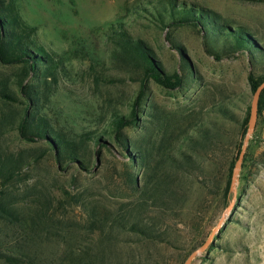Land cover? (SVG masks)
<instances>
[{
    "label": "trees",
    "instance_id": "trees-1",
    "mask_svg": "<svg viewBox=\"0 0 264 264\" xmlns=\"http://www.w3.org/2000/svg\"><path fill=\"white\" fill-rule=\"evenodd\" d=\"M240 1L264 4L260 0ZM143 11L145 14H137L165 32L170 49L179 57L178 68L172 72L166 69L155 49L145 40L133 37L122 20L110 23L105 33L106 41L113 46L108 55L110 63L136 75L138 92L128 103L127 113L112 107L108 100V117L100 121L98 128L71 132L57 126L47 110L59 81L58 63L34 43L36 28L21 17L16 0H0V65L19 68L13 80L0 77V101L12 107L0 114V138L15 131L26 142H40L36 157L50 155L62 170L69 167L79 173L89 172L93 164L97 165L103 149L111 152L113 148L123 167L115 176L124 179L130 192L128 199L115 207H89L86 237L96 241L97 251L92 254L86 248L68 258L67 264H156L149 256L136 260L133 252L128 258L123 257L121 246L134 242L138 247L164 244L180 249L176 239L172 241V234L180 224L173 223L171 215L187 221L191 231L188 251L180 260L183 264L207 239V226L213 215L228 204L231 173L246 131L250 104L242 117L236 114L237 104L230 100L206 106L203 112L214 117L202 118L200 113L185 117L183 112L170 113L154 102L148 86L154 83L170 92L181 91L188 82L198 80L186 48L173 36L174 30L188 27L200 36L205 53L216 61L246 59L250 67L246 79L253 95L264 81V35L225 22L214 10L185 0H155L150 9ZM93 79L99 81L94 75ZM129 130L135 131L133 135L128 134ZM263 133L264 90L259 98L256 128L240 172L243 185ZM26 163L22 154L14 157L0 151V224L22 222L8 189ZM62 195L63 199L79 201L66 190ZM50 200L44 198L39 207H30L33 214L30 223L22 226L34 232L38 223L50 222ZM205 203L208 210L201 216ZM216 239L213 238L206 252L214 248ZM0 260L2 264H31L9 252H0Z\"/></svg>",
    "mask_w": 264,
    "mask_h": 264
},
{
    "label": "rangeland",
    "instance_id": "rangeland-1",
    "mask_svg": "<svg viewBox=\"0 0 264 264\" xmlns=\"http://www.w3.org/2000/svg\"><path fill=\"white\" fill-rule=\"evenodd\" d=\"M185 1L214 10L225 22L242 25L264 35L263 3L240 0ZM154 2L16 0L21 17L36 28L32 38L34 43L43 47L58 63L59 81L47 109L57 126L71 132L98 128L106 116L108 100L120 112H128L127 105L138 92L139 81L126 69L111 65L108 55L113 46L105 39L110 23L122 20L133 37L145 40L155 49L166 69L172 72L178 68L179 57L170 49L165 32L139 15L145 14L143 9H150ZM173 36L186 48L198 80L188 82L185 90L172 92L149 83L150 98L170 113L183 112L185 117L200 113L202 118L214 117L203 112L206 106L230 100L237 104L236 114L244 116L245 107L252 99L246 79L250 70L246 59L239 57L216 61L205 53L200 36L188 27L174 30ZM18 69L17 66L0 65V77L13 80ZM93 75L99 78L98 82L94 81ZM105 79H111V82ZM8 107L0 101V114L12 109ZM134 132L129 130L128 134L133 135ZM260 138L246 184L243 185L239 178L234 208L221 231L214 236L217 238L214 248L197 256L191 264H264V133ZM40 147V142H26L15 131L0 138L2 153L14 157L22 154L27 158V163L8 189L22 222L0 224V252L19 255L31 264H67L68 258L86 248L95 254L96 241L86 237L89 207H115L116 203L126 201L130 196L124 179L115 176L123 168L119 158H116L119 157L117 151L111 148L112 154L103 149L97 165L93 164L89 172L79 173L69 167L62 170L50 155L36 157ZM63 190L79 201L75 203L72 198L63 199ZM44 198L51 199L48 212L51 221L38 223L33 228L35 231L30 232L27 226L23 227L25 222L30 223L29 217L33 215L29 208L39 207ZM60 198L63 201L58 203ZM208 206L205 203L201 216L205 215ZM223 210L213 215L207 226L208 235ZM170 218L173 223L180 224L172 234V241L176 239L180 249L164 244L138 247L134 242H122L125 244L121 246L122 256L128 258L127 255L133 252L136 260L149 256L156 264H180L188 251L186 247L191 231L187 221L174 215Z\"/></svg>",
    "mask_w": 264,
    "mask_h": 264
},
{
    "label": "water",
    "instance_id": "water-1",
    "mask_svg": "<svg viewBox=\"0 0 264 264\" xmlns=\"http://www.w3.org/2000/svg\"><path fill=\"white\" fill-rule=\"evenodd\" d=\"M264 1V0H260ZM250 70L248 71V73ZM264 90V81L257 87V89L254 91L252 95V99L250 102V110H249V117L247 121V127L246 131L242 140L241 148L237 154V157L235 159V163L232 169L231 173V179H230V185H229V195L230 198L228 200L227 206L224 208V210L221 213V216L216 223L213 230L208 235L207 239L196 249H194L185 259L183 264H191L192 261L202 253L206 252V250L209 248V246L212 243V240L214 236L221 230V228L224 225L225 220L227 219L228 215L231 213V211L234 208L235 198H236V191L237 186L239 183L240 178V172L242 168V163L244 160V156L248 147V144L252 138V135L256 128L257 118H258V103L261 92Z\"/></svg>",
    "mask_w": 264,
    "mask_h": 264
}]
</instances>
